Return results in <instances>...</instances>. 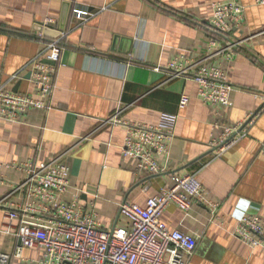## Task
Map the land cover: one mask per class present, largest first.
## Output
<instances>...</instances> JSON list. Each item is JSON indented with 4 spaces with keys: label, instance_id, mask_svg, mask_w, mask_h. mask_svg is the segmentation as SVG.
Returning <instances> with one entry per match:
<instances>
[{
    "label": "crops",
    "instance_id": "crops-1",
    "mask_svg": "<svg viewBox=\"0 0 264 264\" xmlns=\"http://www.w3.org/2000/svg\"><path fill=\"white\" fill-rule=\"evenodd\" d=\"M218 3L244 8L242 21L226 35L212 30ZM79 12L87 13L85 21L77 18ZM48 20L55 24L43 27ZM59 32L66 35L50 107L29 110L19 122L0 119V201L25 178L12 166L65 154L71 188L64 200L78 195L103 228L128 227L120 203L144 206L173 185L174 175L195 174L218 211L196 203L186 216L170 205L162 216L171 230L198 237L189 264H264V247L235 236L243 214L264 222V5L257 0H0V86L19 75L8 88L39 98L30 63L48 56L46 43ZM209 55L233 86L230 106L202 102L189 78L168 79L171 63L184 66ZM183 95L190 101L181 108ZM119 108L124 109L120 118L131 123L162 126L174 119L169 152L160 158L165 173L148 175L137 160L123 155L126 128L103 125ZM253 115L246 136L218 150L225 130ZM24 197L19 192L10 201L20 204ZM6 210L0 205V254L14 255L20 247L17 222L9 225ZM43 258L42 248L24 249L11 264H40Z\"/></svg>",
    "mask_w": 264,
    "mask_h": 264
},
{
    "label": "built area",
    "instance_id": "built-area-1",
    "mask_svg": "<svg viewBox=\"0 0 264 264\" xmlns=\"http://www.w3.org/2000/svg\"><path fill=\"white\" fill-rule=\"evenodd\" d=\"M264 5V0H257ZM244 8L238 4H214L211 21L212 30L226 35L234 23L243 19ZM86 12H79L77 18L85 21ZM55 24L48 20L43 27ZM42 27V28H43ZM64 32L46 43L47 57L42 55L30 63L31 82L39 92V98L30 94H19L8 88L21 78L12 76L7 84L0 86V119L19 122L32 109H48L49 98L55 85V77L61 62L65 38ZM40 38H44L43 32ZM212 44H215L213 42ZM212 55L186 65L171 63L168 79L186 77L198 85V98L207 105L230 106L233 90L226 74L210 64ZM45 59L53 65L45 63ZM264 103V92L261 95ZM190 98L183 95L181 108L189 104ZM123 108L103 125L124 126L126 136L123 155L139 162V170L148 175L166 172L160 158L168 154L174 137V119L162 126L131 123L120 118ZM256 115L250 116L238 128H227L218 150L224 152L232 142L246 136V128L253 125ZM264 155V142L262 143ZM61 154L49 161L29 162L19 168L24 180L0 201L7 206L6 218L12 227L17 222L16 236L20 247L14 255L0 254V264H11L14 257L20 258L24 249H44L40 264H189L194 255L198 237L192 233L171 230L162 216L170 205L177 206L186 216L194 204H208L215 214L219 204L208 200L207 192L193 175H174L173 185L152 196L146 204L130 201L119 204V214L130 222L128 227L103 228L96 220V214L86 212L79 201H65L71 188L70 169ZM24 192V202L16 204L10 198ZM235 236L254 248L264 247V222L260 216L243 214L239 218Z\"/></svg>",
    "mask_w": 264,
    "mask_h": 264
},
{
    "label": "water",
    "instance_id": "water-1",
    "mask_svg": "<svg viewBox=\"0 0 264 264\" xmlns=\"http://www.w3.org/2000/svg\"><path fill=\"white\" fill-rule=\"evenodd\" d=\"M43 30V29H42ZM44 34V36H47L46 35V30H45V32L43 33ZM61 32H59L56 36H54V38L53 39H56V38H58L59 36H61ZM45 63H47V64H50V65H53V62H51V61H46ZM15 91H17V88L15 89Z\"/></svg>",
    "mask_w": 264,
    "mask_h": 264
}]
</instances>
